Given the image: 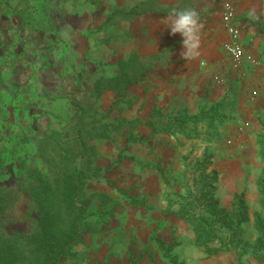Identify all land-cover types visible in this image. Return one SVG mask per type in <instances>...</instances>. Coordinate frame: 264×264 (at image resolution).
Returning <instances> with one entry per match:
<instances>
[{
    "label": "rangeland",
    "instance_id": "obj_1",
    "mask_svg": "<svg viewBox=\"0 0 264 264\" xmlns=\"http://www.w3.org/2000/svg\"><path fill=\"white\" fill-rule=\"evenodd\" d=\"M131 6L144 10L143 25L156 0H0V151L9 156L0 186L22 184L17 172L24 162L22 170L39 166L55 182L62 172L59 156H77L87 223L62 264H264V234L255 226L258 221L264 227L258 186L264 170V57L260 67L247 70L250 79L235 83L239 94L227 82L224 111L213 112L207 123L180 117L172 124L174 134L183 136L170 153L183 147L187 153L170 156L172 165L156 172V151L146 153L141 143L151 146L153 140L130 141L138 139L142 124L121 117L122 110L108 107L103 96L115 74L108 69L110 55L127 75L140 71L142 78L156 67V44L131 35L126 29L136 19L116 12ZM170 125L159 116L157 125L155 118L141 128ZM201 138L218 152L198 150ZM129 143H135L131 156L123 153ZM37 145H43L40 151ZM150 181L149 190L141 187ZM129 194L148 204L128 206ZM14 207L13 227L35 232L39 213L29 198L18 195ZM137 209L148 219L147 239L125 226ZM176 211L202 220L209 236L201 240L209 239L208 245H199L183 218L177 225L156 219ZM89 238L92 252L84 249Z\"/></svg>",
    "mask_w": 264,
    "mask_h": 264
},
{
    "label": "crops",
    "instance_id": "obj_2",
    "mask_svg": "<svg viewBox=\"0 0 264 264\" xmlns=\"http://www.w3.org/2000/svg\"><path fill=\"white\" fill-rule=\"evenodd\" d=\"M135 4L137 5V3ZM173 7H192L200 13L204 27L201 31V55L195 60L185 61L180 57V52L183 50L182 37L179 33L170 34V30L164 25L169 11ZM149 9L148 13L150 15L143 25L138 23L142 22L139 19L144 10L137 11L135 7L131 6V8L116 11L124 15L127 14L130 17L129 21L136 19L134 24L129 23L126 30L131 35L139 38L140 42L156 44L157 53L156 67L142 77L140 81L126 87L125 98L130 102V105L122 110L121 117L128 115L130 118L139 120L142 125L139 126L136 132L139 133L140 139L150 138L153 140V145L156 139V148L153 145L150 146V144L144 143L145 141L141 143L146 144V153H149L150 150L151 152L156 151V172H162L169 165H172L170 156H178L181 152L182 154L187 153L185 147L178 148L170 153L172 144H175L177 138L183 136L180 130H177L174 134L172 124L179 122L180 117H186L189 123L200 120L207 123V118L213 112L224 111L226 104L224 101L227 100L228 94H230V86L227 82L232 83L236 93L238 90L241 91V87L239 88L238 85L235 87V83L243 79H250L251 74L247 71L250 69L249 67L244 66L235 69L229 63L225 54L226 51L222 48V43L227 34L221 23V12L215 0H156V8ZM236 13V21L240 28L245 49L254 57L261 59L264 57V0H236ZM132 15L134 17H131ZM78 51L80 55L86 53L84 49ZM115 59L113 55L107 58L108 61H112L108 69L117 71V67L114 65ZM115 71L113 74L116 73ZM218 74L224 77L226 83L215 82L214 76ZM103 96L108 107L120 103L117 101V91L110 86L104 89ZM159 116L165 118L166 122L171 125L162 129L156 128L152 131L150 129H147V131L146 129L142 130V126L153 125L155 118L157 125ZM200 140V144H197L198 150L201 151L203 146L204 151L208 150L209 153L218 152L212 148L208 149V147L215 144L203 141L202 138ZM134 144L130 143L123 153L128 156L136 153L133 150ZM144 183H140L141 187L149 190L152 181ZM143 204L147 205L148 202L144 200ZM127 205L130 206L128 203ZM140 208L147 211L145 207ZM156 219L171 225L180 224V221H182L175 212L168 215H157ZM147 221L148 219L143 216L142 211L137 209L128 214L125 226L134 229L141 239H147L150 234L149 229H147ZM93 244L91 240L87 242L84 248L85 251H91ZM70 262V260H67L65 264H70Z\"/></svg>",
    "mask_w": 264,
    "mask_h": 264
},
{
    "label": "trees",
    "instance_id": "obj_3",
    "mask_svg": "<svg viewBox=\"0 0 264 264\" xmlns=\"http://www.w3.org/2000/svg\"><path fill=\"white\" fill-rule=\"evenodd\" d=\"M117 68L118 72L111 76L108 82L112 85L110 87L117 91V101L120 102L111 107L120 111L130 105V102L125 98L126 87L140 81L142 72L136 71L127 75L122 62ZM134 119L131 121L138 124L139 120ZM135 137L137 136H130V141H143V139ZM73 138L74 136L64 139L71 140ZM43 140L44 138L40 142ZM42 147L43 145H37L39 151ZM1 151L0 169L7 165L9 159V156H5V153ZM69 152H73L72 149ZM59 158L62 163L60 180L54 182L50 178L49 172L46 173L39 166L33 165L28 167V170H22V166L26 167V162H24L17 172V177L22 179V184L17 183L11 187L0 186V264H62L70 249L81 241L83 227L87 223V208L83 198L84 181L81 178V171H78L76 165V155L70 158L59 156ZM258 186L260 193L263 194L264 170ZM21 194H25L29 198L30 204L39 213L38 229L33 233L17 230L9 221V217L14 215L15 211L14 198ZM134 197L130 194L127 195L129 205L142 206L143 202ZM260 203L264 207L263 198ZM175 214L190 225L194 232V238L200 243V246L209 244V239L205 242L201 240L208 237L209 233L205 230V225L200 218L194 214L187 217L184 216V212L178 211ZM255 226L260 233L264 234V227L258 221ZM156 239L164 244L162 238L157 237Z\"/></svg>",
    "mask_w": 264,
    "mask_h": 264
},
{
    "label": "built area",
    "instance_id": "obj_4",
    "mask_svg": "<svg viewBox=\"0 0 264 264\" xmlns=\"http://www.w3.org/2000/svg\"><path fill=\"white\" fill-rule=\"evenodd\" d=\"M222 16V25L227 34L226 39L222 43V48L228 57L231 67L235 69L244 66L258 68L262 65V61L254 57L244 47L240 28L236 21V0H215ZM216 83H224L225 79L221 74L214 76Z\"/></svg>",
    "mask_w": 264,
    "mask_h": 264
},
{
    "label": "clouds",
    "instance_id": "obj_5",
    "mask_svg": "<svg viewBox=\"0 0 264 264\" xmlns=\"http://www.w3.org/2000/svg\"><path fill=\"white\" fill-rule=\"evenodd\" d=\"M164 25L170 30V34L181 35L183 50L180 57L183 60H195L201 55V31L204 25L200 13L195 8H171Z\"/></svg>",
    "mask_w": 264,
    "mask_h": 264
}]
</instances>
